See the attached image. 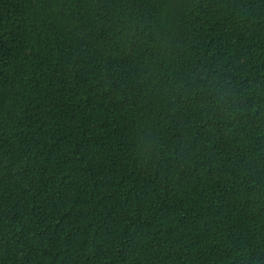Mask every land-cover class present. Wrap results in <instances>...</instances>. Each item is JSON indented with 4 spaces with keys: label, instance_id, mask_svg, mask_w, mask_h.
I'll return each mask as SVG.
<instances>
[{
    "label": "trees",
    "instance_id": "trees-1",
    "mask_svg": "<svg viewBox=\"0 0 264 264\" xmlns=\"http://www.w3.org/2000/svg\"><path fill=\"white\" fill-rule=\"evenodd\" d=\"M0 264H264V0H0Z\"/></svg>",
    "mask_w": 264,
    "mask_h": 264
}]
</instances>
